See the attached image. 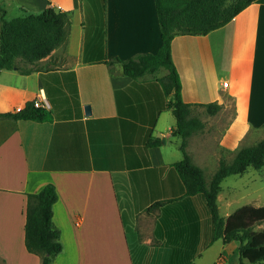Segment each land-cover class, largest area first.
<instances>
[{
    "label": "crops",
    "instance_id": "0c3cea01",
    "mask_svg": "<svg viewBox=\"0 0 264 264\" xmlns=\"http://www.w3.org/2000/svg\"><path fill=\"white\" fill-rule=\"evenodd\" d=\"M1 2L13 9L12 16L5 9L8 18L51 5L70 11V23L66 40L35 69L0 72V112L38 100L52 115L0 118V264H41L25 246V207L27 193L47 183L57 193L52 221L63 244L51 264H240L239 241L211 240L203 195H184L171 165L183 155L160 82L167 70L132 78L119 62L113 72L105 64L159 48L154 1ZM170 53L191 116L194 104L211 102L221 106L212 115L225 116L212 146L200 137L205 124L187 138L191 160L204 176L212 174L220 158L230 162L236 148L263 137L264 0L206 34L175 35ZM162 118H170L166 126ZM149 136L160 144L145 146ZM171 138H178L181 155L165 150ZM217 205L224 217L239 207H263L264 165L224 177Z\"/></svg>",
    "mask_w": 264,
    "mask_h": 264
},
{
    "label": "trees",
    "instance_id": "16d2710c",
    "mask_svg": "<svg viewBox=\"0 0 264 264\" xmlns=\"http://www.w3.org/2000/svg\"><path fill=\"white\" fill-rule=\"evenodd\" d=\"M153 1L161 31L159 48L153 53H141L125 59L111 58L105 64L113 72L111 65L119 62L122 73L132 78L161 68L167 70L160 82L164 93L169 95L167 107L176 121L172 133L180 137L178 147L183 155L171 165L184 185V195H203L212 222V241L218 238L223 242L237 240L240 264H264V227L256 228L264 222V206L239 207L224 217L217 205V193L224 177L241 173L247 166L260 168L264 165V138L236 148L230 162L220 158L218 166L206 180L202 168L191 160L186 151L187 138L192 132L201 130L204 123L197 116H191L192 104L181 98L180 80L170 53L171 40L175 35L206 34L229 22L254 0ZM69 23L70 11L51 5L39 12L22 9L21 14L11 18L6 17L5 10L0 7V72L3 69H17L27 73L35 69L33 64L66 40ZM18 61H21V65ZM193 106L203 107L211 115L221 108L213 102ZM0 118L48 121L52 115L46 108L35 106L31 100L20 109L0 112ZM158 144L160 138L152 136L145 142V146ZM56 199L57 193L52 183L45 184L37 192L27 193L24 241L29 252L41 257V264H51L63 248L60 231L52 221V206Z\"/></svg>",
    "mask_w": 264,
    "mask_h": 264
},
{
    "label": "rangeland",
    "instance_id": "374dc122",
    "mask_svg": "<svg viewBox=\"0 0 264 264\" xmlns=\"http://www.w3.org/2000/svg\"><path fill=\"white\" fill-rule=\"evenodd\" d=\"M1 3H0V7H2L4 10L5 9L7 10V7L4 8V6H2L3 3L2 4ZM8 7H9V10H7V16H12L13 9H12V7L10 5ZM18 64L21 65V61H18ZM160 71L161 70H158L157 71L158 74L160 73ZM228 113H230V112H228ZM192 114L194 116L199 117L200 119H204V124H205L204 132L205 133L202 134V136H200V137L203 138V140L205 139L206 142L208 144H210V146H212L213 145V141H214V138L213 137L214 136L218 137L219 136V133L222 131L223 125L220 122L223 121V118H225V116L223 114H221L220 116H218V115H215V116L209 115L208 116V114L205 112V109L202 108V107H199V106H196V107H193L192 108ZM169 115H170L171 118L173 117V116H171L172 114H169ZM169 119L170 118H168V119L165 120L164 118H162L161 121H162L163 124L161 126H166V124L168 123V120ZM173 119H174V117H173ZM259 134L261 136H263L262 138H264V130H261L259 132ZM171 139H172V142H168L167 143V146L165 148V150L168 152V155H169V152L170 151L171 152H176L178 156L181 155V152L179 151V149H178V147H177V145L175 143V140H177V142H178V138H171ZM258 141L259 140H257V138H256L253 142H250V143L245 142V144H243V145H245V146L251 145V144H254V143L258 142ZM196 151L197 152L200 151V148L198 147L196 149ZM200 153H201V151H200ZM208 176L210 178L211 174L210 173H205V177L208 178ZM233 264H235V262Z\"/></svg>",
    "mask_w": 264,
    "mask_h": 264
},
{
    "label": "water",
    "instance_id": "95a60500",
    "mask_svg": "<svg viewBox=\"0 0 264 264\" xmlns=\"http://www.w3.org/2000/svg\"><path fill=\"white\" fill-rule=\"evenodd\" d=\"M84 109H85L84 111H85V114H86V115L90 113V110H89V106H88V105H86V106L84 107ZM161 140H162V142H163V141H164V137H162Z\"/></svg>",
    "mask_w": 264,
    "mask_h": 264
},
{
    "label": "built area",
    "instance_id": "2783aa9c",
    "mask_svg": "<svg viewBox=\"0 0 264 264\" xmlns=\"http://www.w3.org/2000/svg\"><path fill=\"white\" fill-rule=\"evenodd\" d=\"M224 84H226V83H224ZM34 105L35 106H40V102L38 100H34Z\"/></svg>",
    "mask_w": 264,
    "mask_h": 264
}]
</instances>
